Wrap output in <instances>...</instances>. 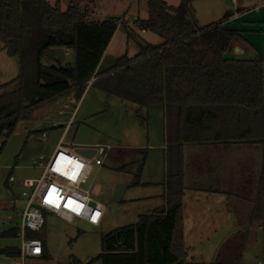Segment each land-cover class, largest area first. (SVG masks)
<instances>
[{
    "label": "trees",
    "instance_id": "trees-1",
    "mask_svg": "<svg viewBox=\"0 0 264 264\" xmlns=\"http://www.w3.org/2000/svg\"><path fill=\"white\" fill-rule=\"evenodd\" d=\"M220 23L199 25L184 0L175 6L147 0V17L136 18L133 24L161 41L147 43L134 57H120L110 70L97 73L116 23L91 20L77 5L61 11L58 0L54 6L46 0H0V41L19 65L18 74L0 84V137L39 104L68 91L79 98L94 76L98 78L91 85L98 89L141 108L162 105L167 125L177 117L197 132L214 129L209 118L222 116L218 108L232 107L247 123L237 132L230 129L226 138L242 139L254 145L258 154L255 190L239 202L236 220L264 226V58L225 57L237 31ZM51 47L70 49L73 62L44 65L41 57ZM164 186L163 206L100 235V253L95 258L101 264L195 263L186 261L183 244L185 181L180 151L174 155L167 150ZM41 230L26 231L25 236L40 239L44 249ZM18 233V228H9L0 237ZM237 239L232 236L220 244L214 263L244 264V248L236 245ZM0 254L16 258L19 249L0 247ZM224 256L232 261L222 263Z\"/></svg>",
    "mask_w": 264,
    "mask_h": 264
},
{
    "label": "rangeland",
    "instance_id": "rangeland-1",
    "mask_svg": "<svg viewBox=\"0 0 264 264\" xmlns=\"http://www.w3.org/2000/svg\"><path fill=\"white\" fill-rule=\"evenodd\" d=\"M46 1L54 6L57 0ZM58 1L61 11H65L71 5H77L80 10L89 13L94 21L102 22L107 16L118 18L114 20L116 27L98 63L97 73L110 70L120 57H134L141 46L161 41L154 33L138 29L133 22L127 24L128 18L147 17V0ZM164 1L168 5L175 6L182 0ZM184 1L199 25L222 22L227 15L235 14L239 7L231 0ZM253 1L255 0H249L252 3ZM258 8L256 4H252L246 9H239L241 13L244 12L242 20L247 25L244 40L240 39L241 43H239L246 46L249 43L255 44L264 51V12ZM231 48L225 52V57L249 58L247 52L237 57L232 53ZM59 62L71 64L72 51H67L65 59ZM18 71L17 57L8 56L0 41V84L14 78ZM71 97L74 98V102L70 101ZM77 101L76 114L64 137V142L73 140L72 143L76 146H83V138H85L112 147L104 158L103 165L94 167L88 176V184H91L90 196L104 206L102 222L98 227H94L79 218L68 221L53 213H45L41 230L43 253L40 256L23 257L22 264H72L74 260L83 264H101V260L95 258L100 253V235L115 227L134 222L137 214L143 213L146 204L149 203L146 198L130 200L133 197L140 198L147 192L136 186L127 184V189L119 201L113 200L111 192L115 184L113 181L123 179L129 183L137 173L139 177L138 171L143 165L141 153L136 155L137 160L134 161L126 154H116V145L124 148L127 144L136 145L141 142L144 147L146 144L150 145L149 149H145L149 152L143 174L145 178L152 173L153 169L155 171L157 165H160L162 152L157 150L156 146H152L153 143L161 142V137L158 138L156 135L159 131L156 114L152 111L138 113L132 103L88 85L79 98L74 92H66L31 108L25 117L17 121L14 129L7 136L0 137V210L12 211L10 215L0 213V232L9 228H19L21 212L26 200L21 194L22 180L39 176L40 168L36 165L39 160L44 162L47 159L46 154L54 145L53 137L60 133V130L55 133L51 131L55 130V127L58 128L59 124L66 122L68 118L66 112L57 115V109L67 111L75 107ZM90 112L93 114L89 115L87 120H83V114ZM42 132L46 133L44 139ZM93 145L95 144L91 146ZM67 147L74 148L69 145ZM41 154L43 157L40 159ZM248 195L243 196L247 198ZM185 200L187 202L183 244L187 248V255L192 256L196 264H217L214 262L217 261L218 248L228 236H236L238 238L236 245H241L244 248L243 252H249L250 257L247 260H243L242 252L244 264H264V226L260 224L248 226L246 223H239L234 211L228 213L230 212L227 211L228 204H226L227 210L223 207L221 195H214L211 199L200 198L192 201L190 203L192 209L188 208L189 200L187 198ZM207 207L210 213L205 215L203 211ZM241 211L243 212V209ZM19 245L18 235L0 237V247H19ZM228 257L221 258L223 259L221 262L232 261V258ZM17 261L21 262V259L7 258L0 254V264H14Z\"/></svg>",
    "mask_w": 264,
    "mask_h": 264
},
{
    "label": "crops",
    "instance_id": "crops-1",
    "mask_svg": "<svg viewBox=\"0 0 264 264\" xmlns=\"http://www.w3.org/2000/svg\"><path fill=\"white\" fill-rule=\"evenodd\" d=\"M231 1H234L236 4L239 5V7L235 14L227 15V17L223 18V21L220 24L224 28L233 29L237 31L236 43L234 42L231 48L232 53L235 54L237 57L243 56L246 52L247 54H249V58H241V59H250L253 58L255 55H260L261 57L264 58V51H261V49L255 44L249 43L248 46L240 44L241 43L240 39L244 40V36L246 35L245 31L247 30V25L244 24L245 21L242 20V17L244 16L243 15L244 12L241 13V11H239L240 8L246 9L249 6H252V4H256L259 7L258 9L264 12V0H255L253 1V3L249 2V0H231ZM89 17L92 20L90 14ZM135 19L136 18L134 17L131 19L128 18L127 24H131ZM260 20L262 21V19ZM240 21H242V23H240ZM263 29H264V23H263ZM140 30L143 31V29ZM67 51H71V50L64 49V59ZM59 61L60 59L50 51L44 52L41 57V62L44 65H50V64L64 65ZM97 70H98V65L96 67L95 72ZM96 78L98 77L95 76L92 77L90 79L91 82L87 83L86 87L88 85H91V83ZM68 92L73 93V91H68ZM132 104L135 105L134 107L138 113L142 111H144L145 113L152 111L154 114H156V119L158 121L157 123H159V131H157L156 135L158 136V138L161 137V142L153 143L154 145L152 146H156L157 150L162 152L160 165H157L155 171L153 169L152 173L145 178V176L143 177V174L145 173L146 170L145 168L147 165L148 154H149L148 150L145 149H149L150 145L146 144V147H144V144L141 142V143H137L136 145L127 144L126 148L120 145H116L115 147L116 154L118 155L126 154L128 155L129 159L134 161L137 160L136 155L138 153H141V155H143L142 156L143 165L141 170L138 171L140 172L139 177L137 176L138 174L137 173L135 175V178L130 180L129 183H127L123 179H116L115 181H113V184L116 182H124L126 185L124 192L127 189V184L133 187L136 186L142 188V190H147L146 194L142 195L140 198L133 197L130 199L136 201L137 199L146 198V200L149 202L148 204H146L144 212L137 214V216L146 213H153L157 208H160L161 206L164 205L165 202L164 180H165V172H166V153L168 150L172 154L174 153V155H176L177 152L180 151L182 164H183L184 181H185V189L183 193V209H182L183 236L185 231L184 221L186 214V202H187V200H185L186 198L189 200L188 208L192 209V207L190 206V203H192V201L199 200L200 198L211 199V197H213L214 195H221L223 199V205H224L223 207H225V210H227L226 204H228L229 209L227 211H230L228 213H233L234 211L236 217L237 210L239 209L238 207L239 202L246 200V198L243 195L252 194L255 190L257 163H258L257 149H255L254 145L251 144L248 145L244 143L245 141H243L242 139L226 138L228 137V135L231 134L230 129L234 128L237 132L238 130H240L242 126H246L247 123L246 118L241 117V112L239 110L231 111L232 107L218 108V110L222 112V116L217 115L214 118H209L210 120L213 121V125L215 128L210 129L206 132H199V131L197 132L190 129L187 125L185 126V123L181 119H179L178 121L176 119L177 117H174L172 121L167 125L166 112L162 105L151 106L154 109H149V108L146 109V108H141L134 103ZM75 114L73 116L72 123ZM91 114L93 113L90 112V113H86V115L83 114V120H87L86 118H88V116ZM62 124H59L57 126L60 129L55 127V130L51 131L52 133L53 132L55 133L56 131L60 130V133L58 134V136L53 137L54 145L50 150V152L47 153L46 155L51 154L59 138L61 137L63 132V128L61 126ZM70 126L67 128L63 136V146L67 147L69 145L75 147L76 144L72 143L73 140L64 142V137L67 134ZM218 130H220V133L218 132L217 134L218 136L216 137L215 133ZM42 135L44 139L46 137V133L42 132ZM146 139L147 140L149 139L148 134L146 135ZM92 144H103V143L93 142L91 140H87L83 138V147H89ZM122 149H124V151ZM208 211H209V207H207L203 212L205 215H207L210 213ZM102 219L97 225H91V224L89 225L98 227L101 224ZM229 238L230 237L228 236L227 239ZM189 260L194 261L192 256L189 257V255H187L186 261Z\"/></svg>",
    "mask_w": 264,
    "mask_h": 264
},
{
    "label": "built area",
    "instance_id": "built-area-1",
    "mask_svg": "<svg viewBox=\"0 0 264 264\" xmlns=\"http://www.w3.org/2000/svg\"><path fill=\"white\" fill-rule=\"evenodd\" d=\"M90 82L91 80L87 81V83ZM70 101L74 102V98H70ZM77 105L78 101L75 107L69 108L67 111L57 109V115L65 112L68 114L66 122L61 125L62 135L47 159L44 162L38 161L36 166L40 168L39 176L22 180L21 194L26 200L18 228L20 245L18 247L19 256L16 257L21 259V262L17 261L14 264H22V259L25 256L42 255L41 240L27 238L25 233L26 231H40L44 225L43 215L45 213H53L68 221L79 218L91 225L99 224L103 217V204L90 196L91 184H88V176L94 167L103 164L104 158L112 147L105 144L89 146L88 148L94 149V154L91 157H85L76 152L74 148L63 146V136L72 123ZM42 157L43 155H39L40 159ZM69 200L74 201L71 206H68ZM97 213L98 215H96ZM94 215L96 216L95 220L92 219Z\"/></svg>",
    "mask_w": 264,
    "mask_h": 264
},
{
    "label": "water",
    "instance_id": "water-1",
    "mask_svg": "<svg viewBox=\"0 0 264 264\" xmlns=\"http://www.w3.org/2000/svg\"><path fill=\"white\" fill-rule=\"evenodd\" d=\"M118 18H114L113 16H107L103 19L102 22L106 23H114V20ZM50 52L54 53L60 60L64 59V48L63 47H51L49 49ZM74 150L80 154H82L85 157H91L94 154L93 148L83 147V146H75ZM125 183L123 182H116L112 187V198L114 201H119L121 199V196L125 190ZM0 213H4L7 215H10L12 213L11 210H0ZM250 254L247 251L243 252V260L249 259Z\"/></svg>",
    "mask_w": 264,
    "mask_h": 264
},
{
    "label": "snow or ice",
    "instance_id": "snow-or-ice-1",
    "mask_svg": "<svg viewBox=\"0 0 264 264\" xmlns=\"http://www.w3.org/2000/svg\"><path fill=\"white\" fill-rule=\"evenodd\" d=\"M77 167H79V165H77ZM56 170L59 171V169H56ZM73 178H74V177H73ZM73 203H74V201L69 200V204H68V206H71ZM77 210H78V209H77ZM96 215H98V213H97ZM92 219L95 220V219H96V216L94 215V216L92 217Z\"/></svg>",
    "mask_w": 264,
    "mask_h": 264
}]
</instances>
